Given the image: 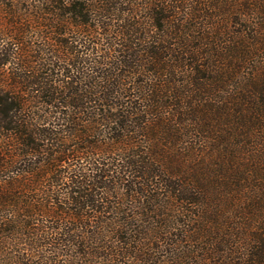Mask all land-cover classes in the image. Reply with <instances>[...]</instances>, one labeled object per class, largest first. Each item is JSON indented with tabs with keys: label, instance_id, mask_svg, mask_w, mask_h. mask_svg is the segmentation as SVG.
I'll return each instance as SVG.
<instances>
[{
	"label": "trees",
	"instance_id": "trees-1",
	"mask_svg": "<svg viewBox=\"0 0 264 264\" xmlns=\"http://www.w3.org/2000/svg\"><path fill=\"white\" fill-rule=\"evenodd\" d=\"M0 264H264V0H0Z\"/></svg>",
	"mask_w": 264,
	"mask_h": 264
}]
</instances>
